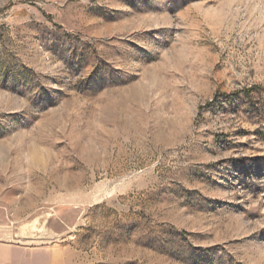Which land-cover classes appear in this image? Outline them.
Masks as SVG:
<instances>
[{
  "label": "rangeland",
  "instance_id": "obj_1",
  "mask_svg": "<svg viewBox=\"0 0 264 264\" xmlns=\"http://www.w3.org/2000/svg\"><path fill=\"white\" fill-rule=\"evenodd\" d=\"M0 246L264 264V0H0Z\"/></svg>",
  "mask_w": 264,
  "mask_h": 264
},
{
  "label": "crops",
  "instance_id": "obj_2",
  "mask_svg": "<svg viewBox=\"0 0 264 264\" xmlns=\"http://www.w3.org/2000/svg\"><path fill=\"white\" fill-rule=\"evenodd\" d=\"M0 249L1 250H3V252H7V251H5L4 249H2V247L0 246ZM0 262H2L1 260H0ZM8 262V261H7ZM24 261H20V260H18V262H15V264H26V263H23Z\"/></svg>",
  "mask_w": 264,
  "mask_h": 264
}]
</instances>
